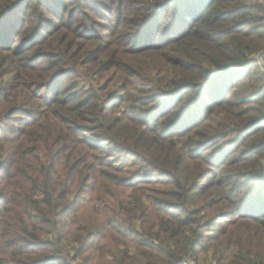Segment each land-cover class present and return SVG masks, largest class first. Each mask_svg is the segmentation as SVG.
I'll use <instances>...</instances> for the list:
<instances>
[{
    "label": "trees",
    "instance_id": "16d2710c",
    "mask_svg": "<svg viewBox=\"0 0 264 264\" xmlns=\"http://www.w3.org/2000/svg\"><path fill=\"white\" fill-rule=\"evenodd\" d=\"M263 52L264 0H0V264H264Z\"/></svg>",
    "mask_w": 264,
    "mask_h": 264
},
{
    "label": "rangeland",
    "instance_id": "374dc122",
    "mask_svg": "<svg viewBox=\"0 0 264 264\" xmlns=\"http://www.w3.org/2000/svg\"><path fill=\"white\" fill-rule=\"evenodd\" d=\"M70 8H71V7H69V9H70ZM78 16H79L78 14L75 15V17H78ZM15 42H18V39H17V38L15 39ZM101 80H102V79H101ZM99 83H102V82H99ZM132 94H135V92L132 91ZM135 95H136V94H135ZM152 176H153V177H160L158 174H155V175H152ZM106 205H107V206L109 205L108 202L106 203ZM90 214H92V213H90L89 210L85 211V216H86V217H88ZM119 250H121V251H123V250H128V252H129V254H130V253H132V251H133V246L130 245V248H129V249H126L125 247L120 246V247H119ZM195 257H196L197 261H196L195 259H193V260L196 262V264H206V263H207V258L205 257L204 254L199 253V254L196 255ZM191 259H192V258H191ZM106 260L110 261L111 258H107Z\"/></svg>",
    "mask_w": 264,
    "mask_h": 264
},
{
    "label": "built area",
    "instance_id": "2783aa9c",
    "mask_svg": "<svg viewBox=\"0 0 264 264\" xmlns=\"http://www.w3.org/2000/svg\"><path fill=\"white\" fill-rule=\"evenodd\" d=\"M254 59L257 61L258 66L260 67L261 71L264 73V52L257 54L254 56ZM183 264H196L193 258H185L183 260Z\"/></svg>",
    "mask_w": 264,
    "mask_h": 264
}]
</instances>
